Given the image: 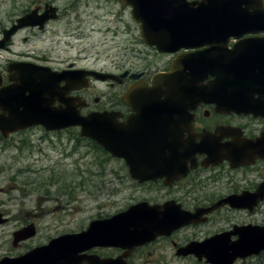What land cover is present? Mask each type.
<instances>
[{"label": "water", "instance_id": "95a60500", "mask_svg": "<svg viewBox=\"0 0 264 264\" xmlns=\"http://www.w3.org/2000/svg\"><path fill=\"white\" fill-rule=\"evenodd\" d=\"M122 4L133 6V19L141 24V37L161 52H174L180 46L196 48L204 43L213 44V48L176 57L172 70L156 75L152 86L145 82L132 85L124 101L137 115L125 123L119 122L121 113L114 111L82 116L76 102L65 99L71 88L67 91L58 88L61 80H69L65 73L52 75L42 71H22L28 78L21 73L19 77L11 78L15 84L8 88V93L0 87V109H15L11 111L10 118H0V131L7 136L37 125L47 131L80 127L82 137L94 140L113 156L124 159L134 179L145 182L165 177L167 183H172L187 171L182 167L183 162H193L198 152L207 151L209 147L206 141L201 149L187 145L181 137L172 134L170 125L175 122L176 108L196 104L192 101L191 105L185 102L186 99L208 98L212 94L229 97L223 94L225 90L230 91L231 99H241V90L246 85L250 87L252 83L264 82L261 56L244 53L239 45L231 50L227 46L232 37L240 41H264V38L241 40L244 35L264 31V27H259L264 25V0H208L197 9L184 0H122ZM56 12L57 9L52 7L39 16L34 10L18 19L16 25L4 32L0 46L11 40L21 28H44L48 20L57 18ZM97 76L102 80L113 77L106 74ZM140 76L132 75L131 78L139 79ZM209 76L215 77L213 86H202ZM81 86H88L85 77L81 78ZM249 89L253 91L255 88ZM56 96L66 107H53ZM231 104L234 108L245 107L242 103ZM246 106L251 108L248 104ZM153 122H166V127L155 128ZM137 123L143 129H136ZM2 124L9 127L3 128ZM235 152L231 150V154ZM135 155L146 157L135 159ZM181 171L184 173L180 174ZM250 198L228 197L207 211L225 204L236 208L253 206L264 200V197ZM147 205L141 203L109 219L95 220L85 232L62 235L16 259L6 258L0 264H127L122 260H100L81 253L96 246L132 251L159 236L170 235L183 226L198 223L197 218L201 215L184 211L169 213L160 207ZM246 230L245 234H251L253 238H243L236 247H229L223 235L210 238L201 246L194 244L185 248L182 254L194 253L200 260L205 257L211 264H234L237 260L260 254L264 251V228L249 227ZM35 234L36 227L31 224L15 233V242Z\"/></svg>", "mask_w": 264, "mask_h": 264}, {"label": "flooded vegetation", "instance_id": "af4514ba", "mask_svg": "<svg viewBox=\"0 0 264 264\" xmlns=\"http://www.w3.org/2000/svg\"><path fill=\"white\" fill-rule=\"evenodd\" d=\"M111 1L115 5L119 4L122 6L119 0ZM185 1L197 9L208 0ZM80 2V0L70 2L68 5L69 11L76 10ZM50 3L52 2L49 0H38L33 8L23 11L18 18L23 17L34 9L39 10V13L42 14L50 6L47 4ZM122 7L124 10L129 9L132 14L133 8L131 6ZM57 12L59 17L60 11L58 10ZM51 22H47L43 30L39 27L24 28L15 34L11 41H6L0 47L1 51L5 53L9 52L12 56L16 57L15 60L8 61L5 65L0 66L2 88L12 84L9 79H15L16 72L20 69L45 71V73L52 75L65 72L69 77V82L61 80L58 87L64 89L68 84L69 88H71V92L65 95V99L73 100L77 105L84 104L82 101H86L85 108H79L81 114L85 115L92 111H99L97 106L101 99L92 90L103 83L98 82L95 77L86 75L85 79H89L90 85L89 87L81 86L82 71L112 73L117 76V79L106 84L111 88L119 89L120 92L117 91L110 99L109 108L121 113L120 123H124L136 115L131 106L123 101L126 90L136 82V80L131 78V75L142 74V77L137 81H145L151 85L152 79L156 74L167 73L171 70L173 60L177 56H185L207 50L211 47L213 48V44L204 43L195 49L181 48L174 53H162L155 47L148 46L144 41H113L111 68L101 67V69L92 64H85V61L88 60L85 57L81 58L83 55L82 52H78L79 56L77 58L75 57L76 59L68 60L64 66H57L52 62L53 60L48 59L45 55H39L37 53L38 50H25L23 48L15 51L16 41H14V38L20 32L28 31L32 35L45 33L46 27ZM260 27H264V25ZM3 31L4 29L1 32L0 40L3 37ZM125 33L128 34L129 32L125 31ZM248 37H264V33L244 36V38ZM25 40L22 43L27 45L30 41H27L28 38ZM236 43H241L240 46L244 53L249 52L254 54V56H261L264 61V41H234L233 39L228 41V47L232 48ZM73 44L72 41H68V47L70 49L75 47ZM216 45L220 46V44ZM83 62L84 64H82ZM125 73H128L127 76L122 77ZM214 80L215 77L209 76L204 80L202 86L212 87ZM263 88L264 83L261 84L260 82L257 92L252 93L245 90L243 98L241 99H231L228 96L221 98L213 94L208 98L186 99L185 102L192 105V101H194L196 104L176 108L178 113L173 115L175 122L170 125L172 134L181 137L187 145H194L200 148L202 143L206 141L209 143V147L207 151L198 152L195 159H192L193 162H187L186 164L183 162L182 167H185L187 171L172 183H167L165 177L156 181L139 183L131 178L129 167L123 159L114 158L109 154H105L110 163L116 162L117 165L121 166L123 171L122 176L119 175L118 169L116 168L114 169L115 172L112 171L115 177L122 182L128 179L129 185L132 184L134 188V192L142 195L148 193V196L132 202V204L121 211L109 215L98 214L97 218L93 220L108 219L140 203H146L150 208L160 207L169 213L184 211L193 215L198 213L201 215L197 218L198 223L193 222L183 226L173 231L170 235L160 236L153 242L139 246L132 251L119 247L96 246L82 252L81 255L98 257L100 260H122L127 264H137L138 262L140 264H169L167 261L187 260L208 264L205 257L200 260L194 253L187 255H180L179 253H182V249L194 244L201 246L208 239L223 235H225L224 238L227 245L233 248L243 238H253L251 234H245L246 229L249 227L250 229L264 228V200H260L253 206H250V204L246 207L236 208L230 204H225L215 208L211 212L207 211L228 197H264V108L253 107L251 109L233 110L231 107V103L248 104L251 102L258 106H264ZM223 94L225 96L230 95V91L225 90ZM56 99L57 102L54 104V107L60 106V102L58 101L59 96H56ZM94 104L95 106L93 108ZM12 110L13 112L15 111L13 108ZM12 110L9 108H6V111L0 109V118L3 117L5 120L10 118ZM162 125L166 127V122L161 124L157 122L152 123V126H155V128H161ZM1 126L3 128L9 127L6 124H2ZM34 128L44 130L40 126H35L12 132L7 135V139ZM136 129L143 128L137 123ZM0 138H3L2 131H0ZM231 150L237 152L231 154ZM145 157V155L134 156L135 159ZM162 158L165 159L164 155ZM230 158L241 162L234 163ZM138 164L141 165L140 163ZM182 173L184 172L181 171L180 174ZM152 195L155 197H151ZM12 223L13 218L0 205V228ZM23 227H19L12 233L10 245L14 247L13 250H9L7 246L6 248L5 246H0V260L3 258H17L31 250H25V253L21 251L24 242H28L34 237L21 242H15V233ZM87 229L88 227L82 230V232ZM203 229L209 230L204 233L202 231ZM161 250L164 252H161ZM166 250H170V253L166 252ZM16 251L21 252L14 253ZM108 251H111V253H107ZM262 256L264 254L260 253L244 260H238L236 264H248L247 262L252 258L257 260L254 264H261ZM90 260L94 261V259Z\"/></svg>", "mask_w": 264, "mask_h": 264}, {"label": "rangeland", "instance_id": "374dc122", "mask_svg": "<svg viewBox=\"0 0 264 264\" xmlns=\"http://www.w3.org/2000/svg\"><path fill=\"white\" fill-rule=\"evenodd\" d=\"M36 1L0 0V38L2 30L23 11L33 8ZM49 1L59 7V18L46 27L45 33L20 32L14 38L15 51L38 50L39 55H45L57 66H64L82 52V57L88 60L85 64L101 69L111 68L113 41L142 40L130 10L111 0H80L77 9L72 11L68 5L74 0ZM26 38L30 42L24 45L22 41ZM68 41L75 47L70 49ZM15 59L9 52L0 50V66ZM117 91L120 92L108 84L96 86L92 92L101 99L98 110L110 109V99ZM76 134L77 130L47 133L34 128L8 139L0 138V205L13 218L12 224L0 228V246L13 250L12 233L33 222L38 233L24 242L21 251L25 253L60 235L81 232L98 214L121 211L148 196V193L134 192L128 179L122 182L115 177L112 171L116 168L122 176L121 166L110 163L89 142L81 140L79 135L77 139ZM261 259L264 264V256ZM256 261L252 258L247 263ZM167 262L204 264L191 260Z\"/></svg>", "mask_w": 264, "mask_h": 264}, {"label": "trees", "instance_id": "16d2710c", "mask_svg": "<svg viewBox=\"0 0 264 264\" xmlns=\"http://www.w3.org/2000/svg\"><path fill=\"white\" fill-rule=\"evenodd\" d=\"M73 130V129H72ZM72 130H70V131H72ZM77 136H76V138L77 139H80V138H78V135L79 134H76ZM81 140H84V141H87V142H89L90 143V145L95 149V150H98L99 152H101V153H104V154H106L104 151H103V149L99 146V145H97L95 142H93V141H91V140H86V139H81Z\"/></svg>", "mask_w": 264, "mask_h": 264}]
</instances>
